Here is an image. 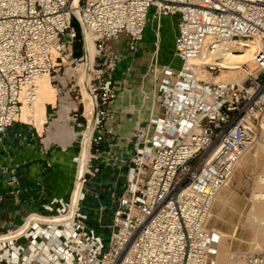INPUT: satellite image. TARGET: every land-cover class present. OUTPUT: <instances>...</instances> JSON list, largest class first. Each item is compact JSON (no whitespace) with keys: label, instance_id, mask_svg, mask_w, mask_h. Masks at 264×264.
Segmentation results:
<instances>
[{"label":"built area","instance_id":"1","mask_svg":"<svg viewBox=\"0 0 264 264\" xmlns=\"http://www.w3.org/2000/svg\"><path fill=\"white\" fill-rule=\"evenodd\" d=\"M152 8L158 20L178 19L174 56L180 66L162 68L155 94L160 114L131 135L127 187L105 226L107 236L87 226L82 202L91 161L115 136L118 58L109 42L125 34L136 49ZM250 40L259 43L250 64L224 63L232 45ZM65 63L84 70L77 85L81 109L64 111V119L83 131L73 190L68 200L54 198L42 205L44 212H32L18 228L0 233V264H217L221 236L208 228L209 216L264 120V0H0V136L21 112L22 91L34 113L38 80L59 74ZM229 70L244 79L201 77ZM86 136L89 158L80 174ZM15 170L8 182L13 193L20 184ZM239 259L232 252L229 264ZM247 260L264 264L262 257Z\"/></svg>","mask_w":264,"mask_h":264},{"label":"crops","instance_id":"2","mask_svg":"<svg viewBox=\"0 0 264 264\" xmlns=\"http://www.w3.org/2000/svg\"><path fill=\"white\" fill-rule=\"evenodd\" d=\"M177 34V17L163 16L158 20L152 8L136 49L131 48V40L125 34L109 42L118 58L114 74L118 96L111 106L115 114V136L105 140L100 155L92 159L94 171L83 186L82 202L87 226L99 233L107 234L105 226L127 187L129 162L133 156L132 133L160 114V109L154 105V96L162 75L157 76L153 66L160 72L165 65L180 66V60L174 56ZM77 53V57L83 54L80 45H77ZM78 77L66 63L59 74H46L39 81L34 114L24 107L25 90L22 91L21 112L0 136V194L4 195L0 203V233L18 228L32 212H44L42 205L54 198H70L77 170L74 157L79 154L83 131L64 119V111L81 109ZM30 117H34V121H30ZM48 162L51 166H47ZM15 167L20 184L13 193L8 182L10 169Z\"/></svg>","mask_w":264,"mask_h":264},{"label":"rangeland","instance_id":"3","mask_svg":"<svg viewBox=\"0 0 264 264\" xmlns=\"http://www.w3.org/2000/svg\"><path fill=\"white\" fill-rule=\"evenodd\" d=\"M75 50L77 56V46ZM74 67L72 65L76 75H83L82 66ZM239 74L240 71L237 75L244 78ZM263 175L264 128L261 124L255 145L243 156L230 182L218 193L209 216L208 228L221 236L217 264H229L232 252L238 253L241 264H248L249 256L264 259V236L260 233L264 231V220L258 218L257 203L253 199Z\"/></svg>","mask_w":264,"mask_h":264},{"label":"bare ground","instance_id":"4","mask_svg":"<svg viewBox=\"0 0 264 264\" xmlns=\"http://www.w3.org/2000/svg\"><path fill=\"white\" fill-rule=\"evenodd\" d=\"M77 2H78V0H75V4H77ZM87 48H88L89 54L91 56H93L95 53V45H94L93 39L90 36L87 39ZM258 48H259V43L256 41L250 40V41L237 42L230 47L229 53L224 58V63L228 64L232 68L235 67L236 65H239V67H242V65L250 64V62L254 56V53ZM82 71H84V70H82ZM224 72L225 73L223 75H219L217 77H211L207 73H202L201 77L204 79L212 80L214 82H231V81L233 82V81H241L244 79V78L239 77L237 75V72H238L237 70H229V71H224ZM155 73L157 76H160V78H161L162 72L158 71ZM43 77H41L38 80V83ZM83 78H84L83 75H81L82 81H83ZM39 89H40V85H39ZM83 92H84V95H85V93L87 94L85 89ZM87 96H88V94H87ZM85 100H86V95H85ZM87 100H88L87 106H90L89 97H87ZM154 105L157 108H159L155 102V96H154ZM25 107L28 110L26 105H25ZM35 109H36V105H35ZM34 113H35V111H34ZM34 113L30 112V114H34ZM261 124H262V127L264 128V120L262 121ZM89 145H90V138H89V136H86L84 139V145H83L81 155H80V169H79L80 174H83V172L85 170V166H86L87 161H88L86 159V151L87 150L89 151ZM242 158H241V160H242ZM80 187H81L80 184H78L77 189L75 190V193H74V196L77 198L82 193ZM253 199L257 203V214H258L257 216H258V218L261 220L262 219L264 220V218H263V214H264V175L260 177L259 188L254 191ZM260 233H262V235L264 236V231L260 232ZM239 264H241L240 261H239Z\"/></svg>","mask_w":264,"mask_h":264}]
</instances>
